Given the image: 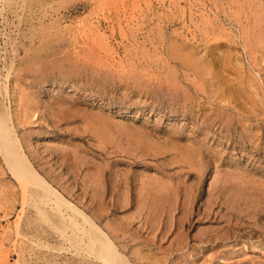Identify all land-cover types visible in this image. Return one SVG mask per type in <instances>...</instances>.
Masks as SVG:
<instances>
[{
    "label": "rangeland",
    "instance_id": "rangeland-1",
    "mask_svg": "<svg viewBox=\"0 0 264 264\" xmlns=\"http://www.w3.org/2000/svg\"><path fill=\"white\" fill-rule=\"evenodd\" d=\"M0 12V106L34 167L131 264H264V0ZM2 161L0 264H108L81 216L41 215Z\"/></svg>",
    "mask_w": 264,
    "mask_h": 264
},
{
    "label": "bare ground",
    "instance_id": "bare-ground-1",
    "mask_svg": "<svg viewBox=\"0 0 264 264\" xmlns=\"http://www.w3.org/2000/svg\"><path fill=\"white\" fill-rule=\"evenodd\" d=\"M3 1V0H2ZM9 1V0H8ZM255 3V2H254ZM255 5V4H254ZM1 13V12H0ZM250 18V17H249ZM51 22V21H50ZM258 24L264 26V21L258 19ZM257 24V23H255ZM257 29L256 25H254ZM259 26V25H258ZM262 26V27H263ZM264 28V27H263ZM93 29V28H92ZM264 30V29H262ZM261 30V31H262ZM38 31V30H37ZM257 32V31H256ZM255 32V33H256ZM264 33V31L262 32ZM248 34V33H247ZM253 34V33H252ZM258 34V33H257ZM256 34V35H257ZM30 36V35H29ZM249 37V36H248ZM44 38V37H43ZM95 40V39H94ZM78 41V40H77ZM254 43V42H253ZM174 45V44H173ZM78 47V46H77ZM237 52V51H236ZM200 55V53H199ZM92 56V55H90ZM193 56V55H192ZM249 56V55H248ZM257 57V56H256ZM90 59V58H89ZM253 60V59H252ZM189 62V61H188ZM192 62V61H191ZM205 62V61H204ZM251 62V61H250ZM180 64V63H179ZM187 66V65H186ZM245 66V65H244ZM195 68V67H194ZM246 68V67H245ZM191 70V69H190ZM197 75V74H196ZM200 77V76H199ZM244 80V79H243ZM205 81V80H204ZM4 99V98H3ZM186 100V99H185ZM4 104V103H3ZM14 111V110H13ZM15 112V111H14ZM10 113L8 109L0 106V156L6 165L9 173L18 181L20 185L21 195L30 198H36L41 207H38V211L41 215L46 216V210L49 209L55 215L61 216L66 221H70L69 225L76 226L73 217L76 215L81 216L83 222L89 225V228L85 230V243L87 247L94 246L97 248L98 257L108 264H131L126 257L121 254L117 247L110 238L105 234L97 225L93 223L92 219L86 215L84 211L79 209L76 205L67 200L59 190L51 184L32 164L29 156L24 151L22 143L13 129V123L10 119ZM12 123V124H11ZM17 129V128H16ZM24 145V144H23ZM30 150V149H29ZM31 152V151H30ZM38 153V152H37ZM47 160V159H46ZM5 167V166H4ZM5 170V169H4ZM6 172V171H4ZM3 174L1 173V176ZM8 175V174H7ZM55 175V174H54ZM4 176V175H3ZM10 177V176H8ZM4 178V177H3ZM54 178V177H53ZM9 179V178H8ZM13 180V179H12ZM11 180V181H12ZM15 180V181H16ZM59 180V179H58ZM57 180V181H58ZM5 181V180H4ZM10 181V180H9ZM10 181V182H11ZM14 181V180H13ZM6 182V181H5ZM12 183V182H11ZM74 189V188H73ZM14 188V192H15ZM13 191V190H12ZM73 191V190H72ZM82 191V190H81ZM7 194V193H6ZM17 194V193H16ZM18 195V194H17ZM14 196V195H13ZM4 198V197H3ZM6 198V197H5ZM25 199L24 197H22ZM9 199V196H7ZM22 201V200H21ZM24 202V201H23ZM26 202V201H25ZM31 202V201H30ZM82 202V201H81ZM28 203V202H27ZM36 203V202H34ZM22 204V203H21ZM26 204V203H25ZM25 207V206H24ZM25 209V208H23ZM257 212V211H256ZM52 213V214H53ZM53 214V215H54ZM20 216V215H19ZM80 219V220H81ZM77 220V219H76ZM45 222V221H44ZM95 222V221H94ZM82 223V222H81ZM67 225V224H66ZM87 225V226H88ZM79 226V225H78ZM81 226V225H80ZM101 227V226H100ZM16 228V227H15ZM54 228V227H53ZM69 228V227H68ZM87 228V227H86ZM219 228V227H218ZM79 229V228H78ZM67 230V229H66ZM95 231V233H94ZM83 234V233H82ZM19 236V235H18ZM63 237V235H62ZM83 238V237H82ZM84 242V241H83ZM29 243V242H28ZM74 245V244H73ZM72 245V246H73ZM85 245V246H86ZM12 246V245H11ZM66 246V245H65ZM69 246V245H68ZM71 246V245H70ZM46 248V247H45ZM72 248V247H71ZM76 249V248H74ZM77 250V249H76ZM78 252V251H77ZM133 264V263H132Z\"/></svg>",
    "mask_w": 264,
    "mask_h": 264
}]
</instances>
